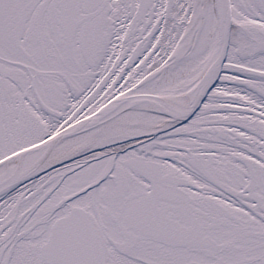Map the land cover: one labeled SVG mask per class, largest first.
<instances>
[{"label": "snow or ice", "instance_id": "obj_1", "mask_svg": "<svg viewBox=\"0 0 264 264\" xmlns=\"http://www.w3.org/2000/svg\"><path fill=\"white\" fill-rule=\"evenodd\" d=\"M0 264H264V0H0Z\"/></svg>", "mask_w": 264, "mask_h": 264}]
</instances>
